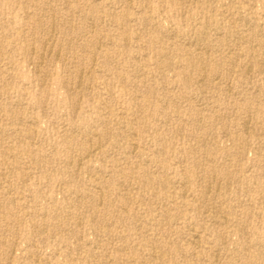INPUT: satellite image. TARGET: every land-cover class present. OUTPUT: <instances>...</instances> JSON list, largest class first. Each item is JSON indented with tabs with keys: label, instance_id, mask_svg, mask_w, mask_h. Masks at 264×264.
<instances>
[{
	"label": "rangeland",
	"instance_id": "rangeland-1",
	"mask_svg": "<svg viewBox=\"0 0 264 264\" xmlns=\"http://www.w3.org/2000/svg\"><path fill=\"white\" fill-rule=\"evenodd\" d=\"M263 46L264 0H0V264H264Z\"/></svg>",
	"mask_w": 264,
	"mask_h": 264
},
{
	"label": "bare ground",
	"instance_id": "bare-ground-1",
	"mask_svg": "<svg viewBox=\"0 0 264 264\" xmlns=\"http://www.w3.org/2000/svg\"><path fill=\"white\" fill-rule=\"evenodd\" d=\"M86 16V15H85ZM241 20V19H240ZM219 29V28H218ZM202 35V34H201ZM203 40V39H202ZM172 41V40H171ZM248 42V41H247ZM251 45V44H250ZM264 47V46H263ZM249 48V47H248ZM250 50V49H249ZM216 51V50H215ZM190 54V53H189ZM208 55H210V54H208ZM166 58H167V56H166ZM201 58V57H200ZM210 60V59H209ZM192 62V61H191ZM211 62V61H210ZM236 62V61H235ZM202 64V63H201ZM191 65V64H190ZM247 65V64H246ZM203 66V65H202ZM191 67V66H190ZM207 67V66H206ZM204 69V68H203ZM185 75V74H184ZM200 76V75H199ZM207 84V83H206ZM196 121V120H195ZM197 123V122H196ZM197 131V130H196ZM35 136V135H34ZM122 139V138H121ZM232 139V138H231ZM201 143V142H200ZM237 144H238V142H237ZM91 146V145H90ZM242 152V151H241ZM90 153V152H89ZM203 166V165H202ZM205 172V171H204ZM213 173V172H212ZM216 174V173H215ZM213 175V174H212ZM201 177H203V176H201ZM132 178V177H131ZM213 181V180H212ZM213 184V183H212ZM219 184V183H218ZM205 187H207V186H205ZM207 189H208V187H207ZM203 190V189H202ZM208 191V190H207ZM205 192V191H204ZM98 193V192H97ZM214 194V193H213ZM101 196V195H100ZM205 197V196H204ZM95 198V197H94ZM101 198V197H100ZM78 200V199H77ZM264 202V201H263ZM78 203V202H77ZM71 207V206H70ZM234 207V206H233ZM97 231V230H96ZM213 248V247H212ZM154 249V248H153ZM215 252V251H214ZM38 260V259H37ZM216 260V259H215ZM238 260V259H237ZM238 262V261H237Z\"/></svg>",
	"mask_w": 264,
	"mask_h": 264
}]
</instances>
